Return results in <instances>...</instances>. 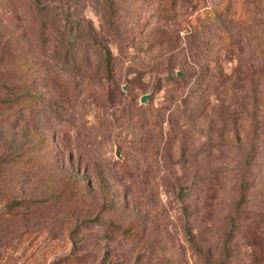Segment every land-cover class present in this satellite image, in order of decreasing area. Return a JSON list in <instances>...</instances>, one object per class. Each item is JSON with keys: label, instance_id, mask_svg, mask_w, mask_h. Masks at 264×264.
<instances>
[{"label": "rangeland", "instance_id": "rangeland-1", "mask_svg": "<svg viewBox=\"0 0 264 264\" xmlns=\"http://www.w3.org/2000/svg\"><path fill=\"white\" fill-rule=\"evenodd\" d=\"M7 90L0 264H264V0H0Z\"/></svg>", "mask_w": 264, "mask_h": 264}, {"label": "trees", "instance_id": "trees-1", "mask_svg": "<svg viewBox=\"0 0 264 264\" xmlns=\"http://www.w3.org/2000/svg\"><path fill=\"white\" fill-rule=\"evenodd\" d=\"M210 14L212 13L211 11H213V9H210ZM100 56L102 58V62H103V66L105 67L106 70H109L110 67V59H109V53L108 50L106 48H102V51L100 52ZM17 101L16 97L12 94L11 91L7 90L2 94V97H0V108L2 109H7L5 113H7L6 115H4L2 118H0V126L3 128H11L14 123H15V118L14 115H12L11 113L14 111L15 109V102ZM18 103V102H17ZM22 107V109H27L26 106L18 104ZM19 155V153H18ZM242 186V184H241ZM242 188L244 189V187L242 186ZM258 246V245H257ZM259 247V246H258ZM262 251L264 252V249L262 248Z\"/></svg>", "mask_w": 264, "mask_h": 264}, {"label": "water", "instance_id": "water-1", "mask_svg": "<svg viewBox=\"0 0 264 264\" xmlns=\"http://www.w3.org/2000/svg\"><path fill=\"white\" fill-rule=\"evenodd\" d=\"M176 74L181 75V72H180V71H176ZM147 96H148L147 93H143V94H141V95L139 96V101H140V102H145V100L147 99ZM115 155L118 156L117 150H115Z\"/></svg>", "mask_w": 264, "mask_h": 264}]
</instances>
